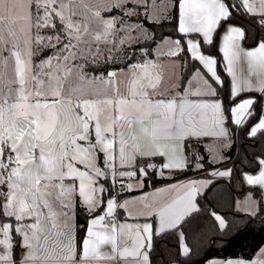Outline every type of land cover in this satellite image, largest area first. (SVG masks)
Returning a JSON list of instances; mask_svg holds the SVG:
<instances>
[{"label":"snow or ice","instance_id":"obj_1","mask_svg":"<svg viewBox=\"0 0 264 264\" xmlns=\"http://www.w3.org/2000/svg\"><path fill=\"white\" fill-rule=\"evenodd\" d=\"M141 14L151 29L130 22ZM242 18L256 25L251 37L232 23ZM214 36L230 88L217 59L202 52ZM230 128L264 140V0H0V264H154L157 240L200 211L197 197L211 182L122 194L163 170L171 180L204 168L200 149L231 147ZM251 163L255 173L242 180L264 208V156ZM249 202L243 210L256 216L257 201ZM78 208L87 222L79 241ZM117 209L144 222L119 223ZM212 215L223 231L225 220ZM178 239L190 257L183 231Z\"/></svg>","mask_w":264,"mask_h":264},{"label":"trees","instance_id":"obj_2","mask_svg":"<svg viewBox=\"0 0 264 264\" xmlns=\"http://www.w3.org/2000/svg\"><path fill=\"white\" fill-rule=\"evenodd\" d=\"M142 24L151 29V22L141 19ZM232 23L242 25L247 29L249 37L254 33L256 25L247 18ZM251 25V26H249ZM160 35V33H157ZM164 35H171V29H166ZM217 38L214 36V45L205 46L203 52L213 54L218 61V73L225 81L228 87V78L222 70V60L216 49ZM245 46H252L251 38L242 42ZM219 87V86H217ZM226 93L221 90L222 99ZM232 137L239 138V145L235 151V165L231 168V175L226 180H217L210 183L205 193L198 196L199 212L194 213L185 223L176 230L175 233L164 235L157 243L161 245L158 252L152 253L154 264H172L173 258H178L180 264H204L207 260L218 258H247L251 260L256 251L264 245V208L257 194V190L253 186L242 184V173L255 172V168L251 162L256 161L264 156V140L257 137H247L239 130L233 131L229 129ZM233 145V144H232ZM226 152L227 156H231L234 151V145ZM200 153L205 157L202 148ZM191 156V153H186ZM204 169H210L211 165L206 161V157L201 161ZM195 174L190 169L184 172H176L174 179L155 178L147 180L145 189L148 186H157L182 177H188ZM106 187L110 186L107 182ZM245 192H249L257 201V215L251 216L234 210L233 202L236 197L242 196ZM219 213L225 220L226 227L222 231L212 213ZM77 240L84 236L86 229V216L82 209H77ZM83 225V227H80ZM183 231L185 234V244L191 249L190 257L178 254V236L177 231ZM161 255L162 259H157Z\"/></svg>","mask_w":264,"mask_h":264},{"label":"crops","instance_id":"obj_3","mask_svg":"<svg viewBox=\"0 0 264 264\" xmlns=\"http://www.w3.org/2000/svg\"><path fill=\"white\" fill-rule=\"evenodd\" d=\"M234 24V23H233ZM234 25H237V24H234ZM239 26V25H238ZM219 45H220V40L217 38V42H216V49L217 51L219 52L220 54V57H221V60H222V70L224 71V73L226 74L227 78H228V87L230 88V84H231V77H229L225 71V62L223 60V53H221L219 51ZM242 46L245 47L246 49H250L252 46H245L243 45L242 43ZM204 53V52H203ZM206 55H209L207 53H204ZM212 55L214 58L215 56L213 54H210ZM198 63V62H197ZM241 70L243 72L244 75H247V65L246 63H241ZM253 80V82L255 81V77H252L251 78ZM218 86V85H217ZM241 96L245 97V98H248V97H252V98H255L256 96L259 95V93L257 92H244V93H241L240 94ZM191 99H196L195 97H190ZM220 98L222 99V97L220 96ZM247 137H250L248 135H246ZM205 143L206 144H211L212 143V140L211 138H206L205 139ZM230 143L232 145V139H231V136H230ZM231 147L227 148V149H220L218 150V153L221 154V157L218 158V160H215L213 161L212 159V154L213 153H210L207 151V149L205 148H202V151L206 157V161L211 165V168L210 169H207V174L206 175H203L202 172H195V170H192L193 172H195V174L191 175V176H188V177H182V178H179V179H176V180H173V181H170V182H167V183H163V184H160V185H157V186H148L146 189L145 187L143 189H134L132 192H124L122 195L124 197H128V198H132V197H136V196H140V195H144V194H147V193H151L153 192L155 189L157 188H164V187H167L169 184L171 183H176L177 180H192V179H196V180H207V181H210L212 182L213 178L215 176H212L211 173L212 172H220V171H226V170H229L230 168L229 167H223V168H220V164L224 161V157L227 156L226 155V152L229 151ZM101 157H102V154H100ZM161 158L159 157H156L154 158L153 162H158ZM210 161H213L210 163ZM98 164L102 167L103 165V160L102 158L98 160ZM204 169V168H202ZM107 175L105 178H101L100 179V183L101 184H105L106 182L111 186V184L113 183V178L111 176V171L110 170H105ZM157 173L160 172V169L159 167L156 169ZM164 171V177L163 178H167L169 176V171L168 170H163ZM245 172L242 173V177H243V174ZM249 174H254L255 172H248ZM224 177H228V176H224ZM242 177H241V180H242ZM157 178H161L159 175H157ZM242 184L243 185H246V186H249L246 182H243L242 180ZM210 185V184H209ZM106 186V184H105ZM208 187L206 189H202V194L205 193L207 191ZM245 194H249L251 195L249 192H245L242 196L240 197H236L234 199V202H233V208L234 210L238 211V212H241V213H244V214H249L248 212H243V209L239 206V202H241V198L245 195ZM252 196V195H251ZM167 197V194H164V197H157L156 199L157 200H163ZM198 198V197H197ZM253 198V197H252ZM254 199V198H253ZM122 202V200L120 201ZM106 206V205H105ZM46 211V210H45ZM116 213L118 214V219H117V222L119 223H143L144 220L141 218V219H131V218H127V214L124 212L123 209H117ZM99 213H97L98 215ZM217 214V213H216ZM218 215V214H217ZM34 222V219L33 221ZM217 222V221H216ZM218 226H219V223L217 222ZM86 226H87V222H86ZM220 228V227H219ZM179 233L180 231L178 230L177 231V236L179 237ZM86 234V229H85V232H84V235ZM178 242H179V239H178ZM178 248H179V245H178ZM103 249L104 250H107V251H111V246L110 245H105L103 246ZM182 254V253H181ZM183 255V254H182ZM224 259H218V258H213V259H209L207 260L204 264H212V263H209V262H216V264H219L220 261H222ZM101 264H103V262H101Z\"/></svg>","mask_w":264,"mask_h":264},{"label":"rangeland","instance_id":"obj_4","mask_svg":"<svg viewBox=\"0 0 264 264\" xmlns=\"http://www.w3.org/2000/svg\"><path fill=\"white\" fill-rule=\"evenodd\" d=\"M141 12H142V10H141ZM107 15V14H106ZM141 19H145V17H144V15L143 14H141L139 17H137V18H133L132 20H130V22L131 23H140L141 24V26L142 27H144V28H146L143 24H142V22H141ZM146 20V19H145ZM147 29V28H146ZM203 52V51H202ZM204 53H206V52H204ZM207 54H210V53H207ZM239 140H240V137L239 138H236V137H232V144L234 145H232L233 147H234V151H233V154L229 157V156H225L224 157V161L220 164V168H223V167H229L230 169L235 165V161H234V159H235V151L237 150V147H238V145H239ZM217 155L218 156V158L219 157H221V154L220 153H213L212 154V159H213V155ZM218 158L216 159V160H218ZM190 170L192 171V170H195V172H202V174L203 175H206L207 174V170H205V169H200V170H196L195 168H194V165H192L191 167H190ZM224 171V170H223ZM227 179V177H221V176H215L214 178H213V180H212V182L215 180V181H217V180H226ZM249 196H251V195H249V194H245L242 198H241V202H239V206L242 208V209H244V208H246V207H251V204H250V202L248 203V204H245V201H246V199L249 197ZM243 212H246V211H244L243 210ZM218 215H220L219 213H217ZM221 216V215H220ZM222 217V216H221ZM178 245H179V242H178ZM261 249H264V245H262L257 251H256V253L253 255V257H252V259H257V258H264V257H260V250ZM178 254H180L181 256H182V254L181 253H179L178 252ZM251 259V260H252ZM209 263H212V262H209Z\"/></svg>","mask_w":264,"mask_h":264},{"label":"built area","instance_id":"obj_5","mask_svg":"<svg viewBox=\"0 0 264 264\" xmlns=\"http://www.w3.org/2000/svg\"><path fill=\"white\" fill-rule=\"evenodd\" d=\"M117 188H119V185H117ZM115 215H116V218L118 219V214H117V213H115ZM108 220L110 221V220H111V218H108Z\"/></svg>","mask_w":264,"mask_h":264}]
</instances>
